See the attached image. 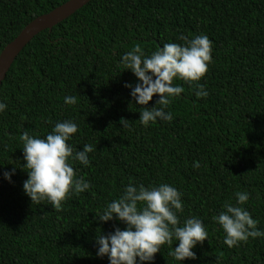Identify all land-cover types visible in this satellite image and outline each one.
<instances>
[{"label": "trees", "instance_id": "16d2710c", "mask_svg": "<svg viewBox=\"0 0 264 264\" xmlns=\"http://www.w3.org/2000/svg\"><path fill=\"white\" fill-rule=\"evenodd\" d=\"M68 0H0V53L33 19ZM206 34L208 70L165 109L171 121L142 126L143 107L129 95L137 78L121 56L139 45L144 56L165 43ZM197 83L208 95L196 97ZM66 95L76 97L67 105ZM0 264H108L96 256V237L124 224L95 219L129 184L168 183L182 193L179 225L201 219L207 238L182 262L163 244L142 264H264V237L224 243L213 220L235 192L264 230V0H90L66 20L37 34L11 64L0 87ZM159 106V105H156ZM121 119H126L122 126ZM71 120L74 151L93 146L89 164L73 163L89 189L70 195L57 211L31 203L20 135L44 137L54 123ZM199 162V168L193 167ZM15 169L11 180L4 171Z\"/></svg>", "mask_w": 264, "mask_h": 264}, {"label": "clouds", "instance_id": "9594fccd", "mask_svg": "<svg viewBox=\"0 0 264 264\" xmlns=\"http://www.w3.org/2000/svg\"><path fill=\"white\" fill-rule=\"evenodd\" d=\"M179 39L183 43H165L149 56H144L141 47L135 45L120 58L123 69H129L137 78L134 85H124L130 88L129 95L136 104L146 105L153 94L158 95L153 106L143 107L140 112L142 126L157 119L172 120L171 112L165 109L183 92L181 86L173 85L174 79L191 84L198 82L208 70L212 60L209 37L197 34L189 38L181 34ZM196 88V97L208 95L204 85L197 83ZM63 100L67 105L76 103V97L71 95H66ZM6 107L0 102V112ZM126 121L121 119L122 126H127ZM76 131V123L63 120L54 123L44 137L21 133L22 168L27 173L22 188L31 203L47 201L59 211L70 195L89 189L88 181L75 176L72 164L78 161L81 165H88V153L93 146L85 144L81 150L74 151L66 142ZM199 166L198 161H193L194 168ZM14 172V168L4 171V179L10 181ZM234 195L235 204L225 201L222 210L213 216L223 230L224 243L230 248L246 242L249 237H264V230L257 228L258 221L241 207L248 201L249 194L237 191ZM181 196L182 193L168 183L127 184L118 199L107 203L95 214L98 221L115 219L124 224L123 229L115 227L108 234L96 237V256L106 255L108 264H142L153 261L161 245H173L175 241L176 246L171 248L169 256L180 262L185 258L195 259L192 249L207 238V231L201 219L195 216L186 218L182 226L179 225L177 213L183 211Z\"/></svg>", "mask_w": 264, "mask_h": 264}, {"label": "water", "instance_id": "95a60500", "mask_svg": "<svg viewBox=\"0 0 264 264\" xmlns=\"http://www.w3.org/2000/svg\"><path fill=\"white\" fill-rule=\"evenodd\" d=\"M90 0H68L51 12L33 19L0 53V87L5 76L22 49L40 32L51 30L66 20Z\"/></svg>", "mask_w": 264, "mask_h": 264}]
</instances>
